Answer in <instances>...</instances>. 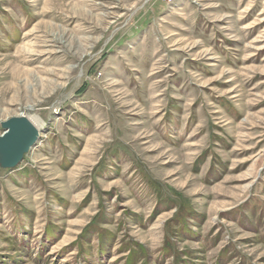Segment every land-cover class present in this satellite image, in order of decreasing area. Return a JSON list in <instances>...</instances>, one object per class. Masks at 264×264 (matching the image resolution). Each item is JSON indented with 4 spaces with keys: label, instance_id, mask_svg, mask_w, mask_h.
<instances>
[{
    "label": "rangeland",
    "instance_id": "obj_1",
    "mask_svg": "<svg viewBox=\"0 0 264 264\" xmlns=\"http://www.w3.org/2000/svg\"><path fill=\"white\" fill-rule=\"evenodd\" d=\"M0 264H264V0H0Z\"/></svg>",
    "mask_w": 264,
    "mask_h": 264
},
{
    "label": "water",
    "instance_id": "obj_2",
    "mask_svg": "<svg viewBox=\"0 0 264 264\" xmlns=\"http://www.w3.org/2000/svg\"><path fill=\"white\" fill-rule=\"evenodd\" d=\"M6 129L0 137V153L4 167H15L37 143L40 133L26 117H14L4 123Z\"/></svg>",
    "mask_w": 264,
    "mask_h": 264
},
{
    "label": "bare ground",
    "instance_id": "obj_3",
    "mask_svg": "<svg viewBox=\"0 0 264 264\" xmlns=\"http://www.w3.org/2000/svg\"><path fill=\"white\" fill-rule=\"evenodd\" d=\"M23 116V115H22ZM21 117V116H20ZM23 117H25V116H23ZM30 120V122L33 124V126L38 130V129H40V123L38 122V120H36V119H29ZM3 136V135H2Z\"/></svg>",
    "mask_w": 264,
    "mask_h": 264
}]
</instances>
